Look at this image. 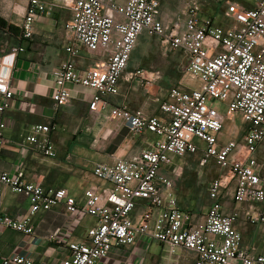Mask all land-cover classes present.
I'll return each mask as SVG.
<instances>
[{"label":"built area","instance_id":"1","mask_svg":"<svg viewBox=\"0 0 264 264\" xmlns=\"http://www.w3.org/2000/svg\"><path fill=\"white\" fill-rule=\"evenodd\" d=\"M53 10L52 2L29 0L21 37L31 39L36 19ZM70 12L67 59L52 74L55 108L71 102L70 86L91 90L88 112L108 109L109 118L120 121L141 146L112 162L95 164L96 183L79 199L65 188L27 182L21 170L1 174L0 186L27 200L30 210L26 217L1 216L0 226L31 236L32 218L54 207L69 220L78 214L92 218L94 223L78 241L67 240L69 232L61 229L49 236L50 242L68 251L61 264H99L115 251L151 242L187 252L193 264H264V251L257 254L242 247L238 213L229 211L228 205L264 203V176L255 157L264 142V0L226 1L224 25L203 16L195 2L182 21L176 16L170 20L159 0H72ZM142 34L160 39L164 52H181L182 74L197 83L196 88L169 89L165 100L158 102L160 115L110 103L120 96L119 82ZM20 52L24 49L15 47L10 54ZM84 55L96 61L81 67L77 60ZM144 74L137 70L127 81ZM13 97L0 61V114L10 108ZM214 102L224 105V114ZM230 118L239 119L243 133L224 142L221 136ZM54 130L52 125H35L24 143L46 158H55ZM5 144L0 133V153ZM195 155H200L201 166L214 162L226 172L208 184L211 203L201 213L175 203V181L182 173L175 160ZM249 219L264 224V214ZM0 264L35 262L13 254L1 257Z\"/></svg>","mask_w":264,"mask_h":264},{"label":"crops","instance_id":"2","mask_svg":"<svg viewBox=\"0 0 264 264\" xmlns=\"http://www.w3.org/2000/svg\"><path fill=\"white\" fill-rule=\"evenodd\" d=\"M28 1L1 0L0 3V16L19 29L12 37L3 38L0 35L1 72L10 79L14 91L10 108L0 114V123L4 124L0 133L6 140L0 153V175L14 174L21 170L27 182H38L45 188H65L79 199L85 189L96 183L92 176L95 164L101 162V159L105 160L103 162H112L124 153L138 150L141 140L131 137L120 121L111 120L108 109L100 114L89 113L88 102L93 95L91 90L70 86L71 102L59 109L55 108L52 100L55 90L52 74L67 59L64 47L68 39L66 24L71 17L72 0H46L54 4V10L36 19L34 36L26 40L21 37V27ZM125 1L118 0L119 3ZM235 2L243 3L244 0ZM146 36L142 34L138 41ZM15 47L23 48L24 52L16 56L10 54ZM83 57L77 60L81 67L90 66L96 61L93 56ZM128 78L120 80V96L110 99V103L160 115L154 104L132 108L134 104L121 94L123 82H129ZM35 125H52L55 128L51 134L55 158L37 155L32 147L24 143L25 137ZM263 153L264 142L258 146L256 155L260 157ZM263 204L249 207L228 203L229 211L238 213L236 227L244 242L243 232L246 227L242 226L243 223L247 222L255 229L250 242L242 243V247L257 254L264 251V224L251 222L249 217L256 213L264 214L260 208ZM29 210L27 200L11 189L0 186V217H26ZM93 223L92 218L82 214L69 220L62 215L60 208L54 207L32 218L34 233L31 236L0 226V263L1 257L17 254L30 257L35 264H61L68 256V251L66 247L50 242L49 236L56 229H61L62 232H69L67 240L78 241ZM153 244L159 246L154 242L149 243ZM137 250H140L139 246L115 251L99 264H117V254Z\"/></svg>","mask_w":264,"mask_h":264},{"label":"rangeland","instance_id":"3","mask_svg":"<svg viewBox=\"0 0 264 264\" xmlns=\"http://www.w3.org/2000/svg\"><path fill=\"white\" fill-rule=\"evenodd\" d=\"M226 1L235 2L240 0H159L163 6L162 12L168 15L170 20L176 16L182 21L185 17L184 13L195 2L203 16L210 17L217 24L223 25L226 24L223 18V7ZM167 20V22L170 21ZM18 30L0 16V35L3 38L14 36V33ZM184 62L181 52H164L161 48L160 39L151 36L141 38L131 55L122 78L129 77L130 73L135 74L137 70L146 74L134 76L129 82L124 81L121 94L126 96L134 104L132 108L136 109L138 106L145 104L147 106H151V104L157 106L158 102L165 100L169 89L172 87L186 85L188 88H196L197 83L182 74ZM150 73H153V75ZM146 78L151 81L146 83L144 81ZM214 103L220 113L224 114V105L219 102ZM242 133L243 129L238 118L227 119L221 136L222 141L226 142L229 139L240 138ZM151 138L153 139V137ZM35 153L44 157L37 152ZM255 157L262 166L264 176V153L260 157L257 155ZM100 161L105 160L101 159ZM175 163L182 166L180 178L175 181V203L188 211L204 212L211 203L207 196L208 184L226 172L221 171L214 162H208L206 165L201 166L200 155L176 159ZM170 169L173 171L174 167ZM229 196L230 193L227 194L224 202L229 200ZM260 208L264 211V204ZM242 226L246 228L243 232L245 242L242 237L241 244H248L251 236L255 233V229L247 222L243 223ZM139 247V251H126L117 254V264H193L192 256L182 250H170L155 244L140 245Z\"/></svg>","mask_w":264,"mask_h":264}]
</instances>
